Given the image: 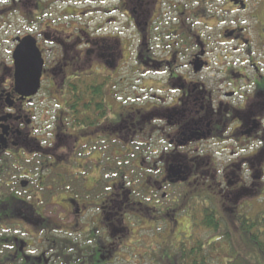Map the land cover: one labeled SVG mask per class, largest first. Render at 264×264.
I'll use <instances>...</instances> for the list:
<instances>
[{"label": "flooded vegetation", "instance_id": "af4514ba", "mask_svg": "<svg viewBox=\"0 0 264 264\" xmlns=\"http://www.w3.org/2000/svg\"><path fill=\"white\" fill-rule=\"evenodd\" d=\"M81 1L87 6L81 15L90 17L94 26L89 33L70 28L71 23L69 28L59 25L60 29L46 25L53 37L61 36L54 39L60 51L53 53L52 64L47 63L34 35L13 40L12 76L0 87V119L5 118L0 122V136L7 127L5 138H0V264L130 260L124 239L133 234V221L139 219L135 222L139 226L166 224L173 229L183 215L191 227L193 221L186 214L193 210L194 201L201 198L204 208L208 206V187H196L195 198L191 194L188 182L194 175L203 181L213 171L210 177L226 188L234 184L227 195L229 201L233 198L234 213H238L237 198L261 192L262 187L253 189L247 182L250 177L264 178V150L247 157L240 150L253 135L264 136V0ZM242 14L247 18L238 24ZM26 36L37 40L45 60L39 92L48 71L51 87L60 78L62 89L74 77L68 75L66 53L74 51L79 59L83 55L90 59L92 71L85 73L91 84L88 122L70 120L72 114L61 110L65 105L59 107L57 119L45 111L46 137L34 134L31 106L39 92L23 97L14 83L13 53L17 39ZM236 54L247 59L230 62H235ZM97 70H110L116 76L122 71L131 76L139 73L136 83L149 94L140 100L143 108H123L118 113L106 109L100 117L97 97L91 92L98 85H107L105 102L109 98L122 101L120 96L128 95L110 89L117 77L105 76L99 84ZM119 81L124 84L126 78ZM61 94L64 99L66 92ZM50 99L57 101L53 96ZM101 129L105 135H88ZM66 138L74 139L71 147ZM115 144L126 150L135 144L140 150L137 157L121 161L113 156ZM102 146L109 149L104 158ZM154 147L161 149L158 155ZM225 151L231 160L226 170H208L209 164L214 166L212 158ZM34 156H39L35 162ZM11 158L15 159L12 166ZM253 161L260 167L258 177ZM203 167L207 170L199 174ZM178 182L184 185L183 192L169 198L164 188L177 187ZM3 207L9 212L4 218Z\"/></svg>", "mask_w": 264, "mask_h": 264}, {"label": "rangeland", "instance_id": "374dc122", "mask_svg": "<svg viewBox=\"0 0 264 264\" xmlns=\"http://www.w3.org/2000/svg\"><path fill=\"white\" fill-rule=\"evenodd\" d=\"M38 5V8L37 6ZM70 6L69 9L67 10L66 7ZM86 3L84 1H77V0H0V87L1 84L3 87H5L8 83L7 80L10 78V74L12 76V71H13V65L11 63V57H12V52L14 49V43L13 40L17 37H21L22 35L26 34H32L34 37L40 42L41 48L43 49L42 52L44 53V56L47 58V63L52 64L50 62L54 61V52L60 51L58 49L59 42H56L54 39H60L61 36L58 37H53V33L50 31L51 29H47L46 25H50L53 28L60 29L61 27L67 26L66 28L76 27L79 29H83L85 31H88L90 33L91 27L94 26V24H91L89 21L90 17H87L84 19V16L81 15L82 11L86 9ZM42 17H36V15ZM67 14H71L72 16H77V18L74 19H66ZM28 16L33 19L30 22L26 21V18ZM79 16V17H78ZM80 17L82 19H80ZM36 18V20L34 19ZM42 18V19H41ZM244 18H247L245 14L241 15V21L238 24L245 23L242 20ZM35 20V21H34ZM213 21V20H210ZM227 21H233L231 19H227ZM62 22V23H60ZM60 23V24H59ZM264 23V21H263ZM60 25V26H59ZM245 27H249L248 24H244ZM249 25L252 26V23ZM119 31L123 32L121 30L122 26L118 25ZM229 25H226L228 27ZM251 29V27H249ZM67 34H70V32L66 31ZM77 32V30H76ZM48 33L50 35V39H45V35ZM252 34V33H251ZM55 35V34H54ZM58 44V45H57ZM255 44H258L256 42ZM232 47L235 44H229ZM257 47V46H255ZM253 55H256V48L252 49ZM62 58V57H61ZM60 58V59H61ZM65 60L67 61V71L68 75L70 76H76L78 74L79 76L82 74L84 75V78H88L89 76L85 74L88 72L89 74L92 71L93 67H90L89 62L90 59H86L83 55L81 59L77 56V53L72 51V53L67 54L65 56ZM235 62L233 60H230V62L236 64L240 60H245L247 58H243L241 54H236L235 55ZM257 62V60H255ZM57 66H55L54 69H56ZM53 69V70H54ZM95 69V68H94ZM248 73L251 75V71L249 70ZM98 76V82L100 84L101 80L105 76H112V77H117L116 83H114L111 88H115V91L118 92L120 91L121 94L126 93L128 97H122L120 96V101L119 99H107L106 101V106L107 109H111L113 113H118L120 112L123 108L124 109H141L143 108V101H140L142 97L145 95H149L148 93L145 94L144 91L145 89H142V87L136 83V80L139 79V73L136 74L135 76H131L129 72L127 71H122L118 76L114 75L113 72L110 70H97ZM49 71L46 73V78L43 81V87L42 90L39 92V97L33 101L31 109L35 111L33 114L34 117V127H36V130L34 131V134L39 137L40 139H43V137H46L45 134L43 133V128H42V120L46 121L45 117V111H48L49 115L55 119H57L59 115V107H64L65 106V99L66 98H61L60 94L63 92L61 87L59 86L61 84L59 76L56 78V84L57 86L51 87L50 83L48 81L49 78ZM77 76V78H79ZM126 78V81L124 84H120V79ZM87 83L90 82V79L86 81ZM52 89H51V88ZM151 87V86H150ZM62 95V94H61ZM55 97L57 101L55 100H47L48 97ZM149 97V96H146ZM129 98V99H127ZM125 100V101H124ZM110 110V111H111ZM81 114H83L81 112ZM70 120H75V117L72 115L70 117ZM57 123V121H55ZM50 125V124H49ZM131 133V132H130ZM168 133V132H167ZM106 133L101 130H97V132H93L88 134V135H95L97 137L101 135H105ZM158 135V134H157ZM94 137V136H93ZM124 139L126 138V134L123 135ZM73 138H66L65 141L69 143L70 147L72 146V141ZM136 140L142 141L141 137H137ZM158 143L161 141L158 140ZM100 146V145H99ZM138 146V145H137ZM105 147V146H104ZM104 147H99V149H102V152H104V156H107L108 151L104 150ZM94 148V146L92 147ZM154 147V151L157 152L161 151V149L156 150ZM211 148V147H210ZM116 150V151H115ZM139 148L137 149L136 145H132L129 150L122 149L120 148L119 144H115L114 146V157H121L119 158L121 161L126 160L125 158H134L137 157V153ZM259 150H264V136L261 135V133H258L257 135H253V139H250V141L240 150V155L243 157H247L250 153L255 154ZM84 151V149H83ZM70 150L66 151V156ZM118 152V154H117ZM215 149L211 151V153H214ZM229 153L226 151L223 152V154L219 156H215L212 158V166L209 164V169L208 170H213L215 169L218 173L222 172L223 169L228 167L229 165V160L230 158L228 157ZM65 155V154H64ZM130 155V156H129ZM259 155V154H258ZM264 156V155H263ZM39 158V156H34V162L36 159ZM260 158L258 159V161ZM264 162V161H263ZM15 163V159L11 158L10 165L12 166ZM255 171L257 172V177L258 172L260 171V167L257 165V161H253ZM208 167V163H207ZM226 168L224 170H226ZM262 169L264 168V165L261 167ZM202 170H207L206 167H203L200 171L199 174L202 172ZM264 171V170H263ZM136 172V171H135ZM211 175L213 174V171L210 173ZM210 174H207L204 178L203 181H198V178L194 175L192 180L198 181L196 184L195 181L193 182L192 180L190 182L186 181L188 183L192 184V187L190 189L193 191L191 194L195 198V188L202 186L204 189L208 187V191L211 196H213V199L209 200L210 207H213L216 205V211L217 214H222L223 212H229L232 213V210L234 208V204L230 202L231 200L233 201V198L227 199V195L231 192L232 188L235 186L234 184L231 185V187L226 188L222 182H220L218 179H212ZM201 178V176H199ZM131 180V177L129 178ZM203 182V184H201ZM128 183V182H127ZM185 184V185H186ZM254 185L253 189L262 187L264 189V178H261V180H257L254 177H250V181L247 182V185ZM177 187H166L164 188V192H169V198L174 197L175 195L181 194L183 192L184 185L181 182H178ZM225 187V192L222 191L223 188ZM176 188V189H175ZM218 190L221 191L222 194H216ZM205 191V190H204ZM216 191V192H215ZM172 193V195H171ZM162 195V194H161ZM160 197V194L159 196ZM199 199V198H198ZM228 201V202H227ZM212 202H215L214 204H211ZM234 202V201H233ZM226 203V205H225ZM194 206L193 210L189 211V215L191 216L192 211H201L204 206L202 204L201 198L199 200L194 201ZM236 207H238V213L244 214V216H248L251 218L258 217L259 214L264 211V193L261 194L253 191V193H248V194H243L240 199L237 198L236 202ZM198 215V213H196ZM195 214V215H196ZM237 214V213H236ZM181 215L178 219V222H180L177 225H174L171 228L170 225L166 227V224H160L158 227H154L153 224L146 223V225H137L135 222H138L139 219H136L133 221V226L131 227V232L133 234H130V239H124L126 241L125 246L129 244V258L125 259L124 261H118L116 260L113 264H141L144 261V264L150 263V259L148 257L149 252L153 255L156 254V257L162 256V251L159 248L160 246L164 245L167 246L169 242L174 241L175 244H177L179 237L181 233H184L183 231H186V234L190 233V224L186 222L187 218L182 217ZM197 216H195L196 218ZM157 219L156 217H154ZM196 221V219H194ZM188 225V226H187ZM171 228V230H170ZM195 228V227H194ZM212 235V233H206V232H199L195 236L198 237L200 240H203L204 242L206 241L205 239H208L209 236ZM184 236V235H183ZM223 241H228L227 239H222L221 243ZM226 245V244H225ZM159 248V249H157ZM127 251V250H125ZM134 251V252H133ZM139 255H143L140 257ZM128 260V261H127ZM127 261V262H126Z\"/></svg>", "mask_w": 264, "mask_h": 264}, {"label": "trees", "instance_id": "16d2710c", "mask_svg": "<svg viewBox=\"0 0 264 264\" xmlns=\"http://www.w3.org/2000/svg\"><path fill=\"white\" fill-rule=\"evenodd\" d=\"M36 6L38 8V5ZM39 16L40 14L36 15ZM29 18L31 16H28L26 21L31 23L33 19ZM86 81L88 78H84V75L79 78L74 76L68 79L67 84L62 88L66 92V106L61 110L71 113L77 119L76 122L84 123L90 120L88 95L91 84ZM106 89L107 85L103 84L91 91L97 97V102L91 101L96 103V111L100 117L105 115L107 109L103 99ZM260 191L261 194L264 193L263 188H260ZM206 198H208V206L205 205L201 211L195 210L191 213L193 225L190 227V233L186 234L187 232L183 231L184 233L179 234L177 244L170 241L167 246H160L162 256L156 257V254H150V263L147 264H264V211L255 218L234 212L217 214L216 205L214 209L209 203L214 197L208 195ZM8 215L9 212L3 207L2 218ZM199 232L212 233V235L204 242L195 236ZM2 237L9 238L4 234ZM224 238L228 241L221 243ZM141 264H144V261Z\"/></svg>", "mask_w": 264, "mask_h": 264}, {"label": "water", "instance_id": "95a60500", "mask_svg": "<svg viewBox=\"0 0 264 264\" xmlns=\"http://www.w3.org/2000/svg\"><path fill=\"white\" fill-rule=\"evenodd\" d=\"M15 66L14 83L16 91L23 97H34L41 88L45 60L32 36L17 39V47L13 53ZM5 120L0 119V122ZM6 128H3L1 140L5 138Z\"/></svg>", "mask_w": 264, "mask_h": 264}]
</instances>
